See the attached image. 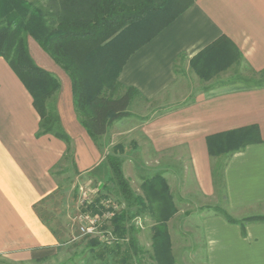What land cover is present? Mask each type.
<instances>
[{
    "label": "crops",
    "instance_id": "obj_1",
    "mask_svg": "<svg viewBox=\"0 0 264 264\" xmlns=\"http://www.w3.org/2000/svg\"><path fill=\"white\" fill-rule=\"evenodd\" d=\"M183 3L178 11L172 4L137 23L135 29L172 13L147 39L126 38L130 51L118 80L134 88L142 101H156L173 89L179 81L180 61L189 65L223 36L238 48L247 67L264 71V0ZM28 43L35 62L61 81L58 113L72 139L76 181L106 172L100 165L108 149L103 150L79 123L70 79L33 39ZM39 123L32 95L0 58V264H88L82 259L70 262L68 243H61L35 211L36 204L58 189L52 170L67 151V144L55 136L36 137ZM254 126L261 142L220 157L210 155V137ZM138 133L150 148L148 158L156 165L155 173L175 177L178 161L187 163L186 191L193 189L196 197L187 193L184 200L174 201L177 213L168 222L171 242L177 233L174 224L179 222L180 227L186 224L187 238L190 232L201 238L204 264H264V222L242 226L215 211L221 196L223 210L235 220L264 217V86L199 92L152 116L143 115ZM219 160L223 179L216 185L213 169ZM180 205L192 210L181 215Z\"/></svg>",
    "mask_w": 264,
    "mask_h": 264
},
{
    "label": "trees",
    "instance_id": "obj_2",
    "mask_svg": "<svg viewBox=\"0 0 264 264\" xmlns=\"http://www.w3.org/2000/svg\"><path fill=\"white\" fill-rule=\"evenodd\" d=\"M46 1L43 4L42 0H0V58L7 61L34 99L40 116L36 137L52 135L67 144L66 155L52 170V176L57 180L59 174L53 171L63 161L69 160L75 175L79 172L72 139L62 126L57 109L46 106L60 90V83L35 62L29 49L30 38L70 79L77 119L103 149L104 142L99 141L108 135L116 121L130 116L128 108L133 94L139 96L134 88L124 87L118 80L130 49L119 58L121 46L112 52L109 48L137 23L152 17L151 12L165 11L177 0ZM212 52L225 55L238 65L244 62L238 48L225 36L205 50L202 54L204 60L207 57L204 55ZM251 73L259 77V82L247 83L252 87L264 86V71L257 73L251 69ZM261 141L258 127H246L210 137L208 148L212 157H220ZM100 167L106 170V181L94 202L82 206V212L104 214L108 210L103 203L110 200V194H116L124 207L117 210L118 203L113 202L117 209L111 208L113 216L101 225L102 230L112 231L111 237L106 234L104 240L91 239L79 257H88L91 264H141L147 252L139 244L134 221L151 212L154 215L152 264H176L168 222L177 213V208L163 176L156 174L145 180L144 189L149 198L146 202L133 192L119 157L108 153ZM223 170V163L217 162L213 169L216 185L223 179ZM67 191L58 181V189L34 207L41 221L61 243L68 242L65 231L59 227L61 224L54 225L61 223L60 219L66 215L60 208L66 203ZM215 211L229 222L242 226L264 222L263 216L235 220L221 208H215Z\"/></svg>",
    "mask_w": 264,
    "mask_h": 264
},
{
    "label": "rangeland",
    "instance_id": "obj_3",
    "mask_svg": "<svg viewBox=\"0 0 264 264\" xmlns=\"http://www.w3.org/2000/svg\"><path fill=\"white\" fill-rule=\"evenodd\" d=\"M183 1L177 0L173 7V11L180 10L184 5ZM46 2V0H42L43 4H46ZM171 14H162V16L158 15L157 20L152 21L154 23L149 26L142 24V27L139 26L136 29L133 27L131 31L126 32L121 37V40L117 39L115 44L110 46L109 52L120 48L121 46L119 58H123L130 48V46L126 44V40L130 36H133L132 38H134V41L137 39L138 42L144 38L147 39L155 33L154 27L156 28L161 23L163 24ZM214 52L204 55V57L207 56L205 60L200 56V58L196 59L189 65L186 60H181L178 65V69H180L178 83L160 99L146 102L140 100L138 95L133 94L132 102L128 108L130 116L116 121L110 128L108 135L101 139L102 142H104L103 150L104 148H107L108 153L115 154L121 160L124 176L129 181L133 192L137 196L142 197L146 202L149 201V198L144 189L145 180L155 176L157 173H155L156 165L153 163L154 161L148 158V156L152 155L150 148L148 147V144L141 139L138 133V126L142 120V116H152L171 103H176V101L178 102L184 99L188 101L194 98L199 92L210 93L223 89H241L250 86L247 83L248 81L255 83L259 82V77H254L251 73V69L244 63L238 65L235 61L231 62V60L225 55L220 56L218 53L216 54ZM58 81L60 83V90L56 92L53 98L46 104L48 109L49 106H51L56 108L57 112L59 98L62 91L61 81L59 79ZM218 162L221 163V160ZM178 163L180 164V167L178 168L179 174L177 176H168V179H166L164 175H162L166 180L173 201L176 202L177 199L184 200L187 193H189L191 197H196L193 189L186 191V188L190 186L187 174H184V172H187L186 160L182 159L178 161ZM100 171L97 174L94 173L88 177H83L79 182L76 181V175L71 168L69 160L63 161L60 166L53 171L54 174H59L57 180L68 190L66 203L63 207L61 205L60 208V210H63L66 215L60 219L61 223H56L54 226L57 227L61 224L59 227L65 231V238L68 241L66 242L68 243L66 245L67 247H65L66 254L68 258H70L69 261L72 263H78L82 259L87 261L88 264H91L88 257H79L81 252L88 247L89 241L96 238L104 240L106 234L111 237L112 231L102 230V226L99 228V232L93 235L85 236L81 234L80 231L81 222L79 221L78 216L83 208L80 205V200H83L84 193L87 192V200L89 203L91 204L94 202L97 192L102 188V185L106 181V172ZM181 171L183 174H181ZM109 198L112 202H115L116 204L118 203L117 210H121L124 207L123 204H120L121 200L116 194H110ZM201 203L205 202L202 201ZM223 206L224 203L220 196V202L216 207L223 209ZM180 207V210L182 211L180 212L181 215H184V210H192L190 207H182L181 205ZM134 224L138 229L137 239L139 244L143 250L147 252L142 258L141 264H152L153 262L150 259V255L153 253L151 230L154 225L153 213L147 212L143 216H140L135 219ZM179 224V222L174 224L177 233L171 242L176 264H204L201 238H195L193 232H190V237L187 238L185 235L187 231L185 230L186 228H184L186 227V224H181L182 227H180ZM182 231L183 236H181ZM75 254L77 255L75 256L77 261L73 258Z\"/></svg>",
    "mask_w": 264,
    "mask_h": 264
},
{
    "label": "built area",
    "instance_id": "obj_4",
    "mask_svg": "<svg viewBox=\"0 0 264 264\" xmlns=\"http://www.w3.org/2000/svg\"><path fill=\"white\" fill-rule=\"evenodd\" d=\"M96 192V191H95ZM98 193V192H97ZM87 192L84 193L83 200H80V205L84 206L85 204H90L87 200ZM103 205L108 210L104 214H92L81 212L78 216L79 221L81 222L80 231L83 235H93L99 232V228L102 225V222L109 220L113 216V212L110 211L114 207L116 210L117 207L113 204L111 200L105 201Z\"/></svg>",
    "mask_w": 264,
    "mask_h": 264
}]
</instances>
